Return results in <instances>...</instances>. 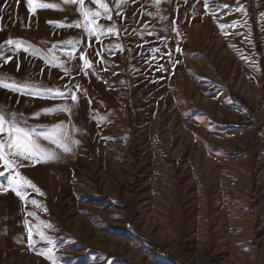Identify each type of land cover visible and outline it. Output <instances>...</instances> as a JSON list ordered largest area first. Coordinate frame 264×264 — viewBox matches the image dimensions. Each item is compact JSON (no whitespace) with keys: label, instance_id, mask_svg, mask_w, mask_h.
I'll return each mask as SVG.
<instances>
[{"label":"rangeland","instance_id":"rangeland-1","mask_svg":"<svg viewBox=\"0 0 264 264\" xmlns=\"http://www.w3.org/2000/svg\"><path fill=\"white\" fill-rule=\"evenodd\" d=\"M101 2L0 0V264H264V0Z\"/></svg>","mask_w":264,"mask_h":264},{"label":"snow or ice","instance_id":"snow-or-ice-1","mask_svg":"<svg viewBox=\"0 0 264 264\" xmlns=\"http://www.w3.org/2000/svg\"><path fill=\"white\" fill-rule=\"evenodd\" d=\"M66 3H76L77 0H65ZM79 2H83V0H79ZM93 3H96L99 5V7L101 9H103V12L97 11L94 13H91V15H89L88 13H85V18H86V22L87 24H92V16L95 17H100V16H106L108 19H111V17L108 15V4L107 3H102L101 0H92ZM205 6H206V10H207V4H208V0H204ZM29 5H30V11H34L35 8L32 7V0H29ZM35 7L38 8H50V7H54L53 5H48V4H37ZM227 7V6H226ZM62 26V25H61ZM72 26V25H70ZM101 29L99 28V26H95L93 25L92 29L90 30L89 34L90 35H97L99 33H101ZM112 29H109V32H111ZM12 41H8V44H12ZM17 47H19L17 45ZM81 59H84V57H81ZM84 66L85 67H89V63L87 60H84ZM0 88L3 89H11L13 91H20V88L15 84H8V83H4L3 82V78H0ZM73 100L76 99L75 96L72 97ZM0 131H3V118L0 117ZM25 135H27V133H25ZM19 151L17 153H14L15 155H21V156H25L26 153V146L22 145L19 141H15L14 145ZM2 147V146H0ZM65 151H67V148H65ZM27 158V157H25ZM0 160L4 161V165L5 167H11V162L9 160H7L4 155L2 154V152H0ZM3 173H0V175H2ZM10 178V182H11ZM17 183H21L22 186H28V187H32L35 189L34 185H31L28 181H17ZM36 191L38 192V189H36ZM17 194L19 195V192H17ZM33 204H35V201H32ZM29 242L31 243V232L29 233ZM49 251H51V249H49Z\"/></svg>","mask_w":264,"mask_h":264}]
</instances>
